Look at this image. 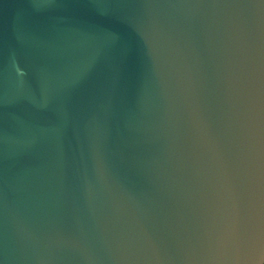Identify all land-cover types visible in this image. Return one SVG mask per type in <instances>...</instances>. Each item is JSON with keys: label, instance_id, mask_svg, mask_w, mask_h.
<instances>
[{"label": "water", "instance_id": "obj_1", "mask_svg": "<svg viewBox=\"0 0 264 264\" xmlns=\"http://www.w3.org/2000/svg\"><path fill=\"white\" fill-rule=\"evenodd\" d=\"M0 264H264V0H0Z\"/></svg>", "mask_w": 264, "mask_h": 264}]
</instances>
